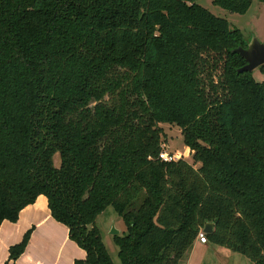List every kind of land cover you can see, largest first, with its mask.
Instances as JSON below:
<instances>
[{
    "label": "trees",
    "instance_id": "16d2710c",
    "mask_svg": "<svg viewBox=\"0 0 264 264\" xmlns=\"http://www.w3.org/2000/svg\"><path fill=\"white\" fill-rule=\"evenodd\" d=\"M239 45L197 0H0V225L43 193L78 264H181L207 221L209 241L264 264V79L238 70ZM161 122L199 167L159 157ZM109 205L119 263L96 224Z\"/></svg>",
    "mask_w": 264,
    "mask_h": 264
},
{
    "label": "rangeland",
    "instance_id": "374dc122",
    "mask_svg": "<svg viewBox=\"0 0 264 264\" xmlns=\"http://www.w3.org/2000/svg\"><path fill=\"white\" fill-rule=\"evenodd\" d=\"M200 4L207 7L210 11L218 16H222L229 20L231 27H238L242 30L246 40L249 42L252 36L258 37L264 42V2L261 0H253L249 9L244 13L233 12L221 5L213 2V0H197ZM253 75L257 80L264 79V73L259 66L254 68ZM163 148L170 151L173 155H177L189 162L193 163L195 167H199L201 162L195 161L193 151L184 142L182 128L171 122H161ZM178 159V158H177ZM54 161L56 165L60 164V153L54 154ZM96 224L100 227L103 239L113 257L119 263L118 246L113 240V227L119 229V233L126 230V224L123 218L115 211L113 205L101 212L96 218ZM210 248L205 254L201 252L188 251L182 258L181 264H255L245 254L232 250L231 248L208 241Z\"/></svg>",
    "mask_w": 264,
    "mask_h": 264
},
{
    "label": "crops",
    "instance_id": "0c3cea01",
    "mask_svg": "<svg viewBox=\"0 0 264 264\" xmlns=\"http://www.w3.org/2000/svg\"><path fill=\"white\" fill-rule=\"evenodd\" d=\"M28 229L31 234L25 250L17 258H10V246L19 242ZM207 243L197 238L189 249L191 255L205 254L210 248ZM85 256L86 250L70 237L68 225L52 215L43 193L24 206L16 220L1 222L0 264H78L76 259Z\"/></svg>",
    "mask_w": 264,
    "mask_h": 264
},
{
    "label": "water",
    "instance_id": "95a60500",
    "mask_svg": "<svg viewBox=\"0 0 264 264\" xmlns=\"http://www.w3.org/2000/svg\"><path fill=\"white\" fill-rule=\"evenodd\" d=\"M234 50L239 52L247 60L243 66L238 68L239 71H252L254 68L264 63V42L256 36L251 37L247 46L239 45ZM213 229V221H207L203 227V231L205 232H211ZM119 232V229L115 227H113L111 230V233L113 234H117Z\"/></svg>",
    "mask_w": 264,
    "mask_h": 264
},
{
    "label": "built area",
    "instance_id": "2783aa9c",
    "mask_svg": "<svg viewBox=\"0 0 264 264\" xmlns=\"http://www.w3.org/2000/svg\"><path fill=\"white\" fill-rule=\"evenodd\" d=\"M159 157H161L165 161H171L173 159L179 158V156L173 155L170 151H168L164 148L159 152ZM198 238L201 242H208L209 241L207 233L203 230H201L199 232Z\"/></svg>",
    "mask_w": 264,
    "mask_h": 264
}]
</instances>
